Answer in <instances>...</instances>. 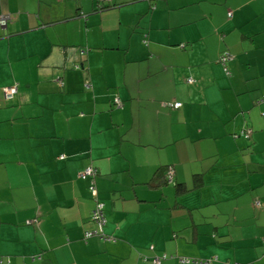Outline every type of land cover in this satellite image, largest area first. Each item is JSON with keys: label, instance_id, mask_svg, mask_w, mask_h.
Segmentation results:
<instances>
[{"label": "crops", "instance_id": "obj_1", "mask_svg": "<svg viewBox=\"0 0 264 264\" xmlns=\"http://www.w3.org/2000/svg\"><path fill=\"white\" fill-rule=\"evenodd\" d=\"M201 1L0 0L2 264H264V0Z\"/></svg>", "mask_w": 264, "mask_h": 264}, {"label": "trees", "instance_id": "obj_2", "mask_svg": "<svg viewBox=\"0 0 264 264\" xmlns=\"http://www.w3.org/2000/svg\"><path fill=\"white\" fill-rule=\"evenodd\" d=\"M151 1V0H150ZM101 9H105V7L104 8H102L101 7ZM226 64V63H225ZM223 65V67H224V70H225V72L227 73V74H229V72H227L228 70H227V68H226V65ZM226 68V69H225ZM264 97V96H263ZM263 97L261 98L262 100H263ZM90 167H92L93 168V170H94V174L92 175V176H87V177H85V178H82V177H80V178H82V179H91V181H89L90 182V184H89V190H90V193H91V195L93 196V198H95V196L92 194V191H91V189H90V186L91 185H93L94 187H95V189H96V186L94 185V180H92V179H94V177L98 174V169L95 167V166H92V165H90ZM170 168H172V170H173V173H172V175H170V173H169V169ZM173 175H174V169H173V167H171V166H164V165H159V166H157V168L154 170V172H153V174H152V177H151V179L146 183V184H148L149 186H151V187H160V186H162V185H165V184H168L170 181H172L173 182ZM79 176V175H78ZM200 177H199V174H196V175H194V182H193V185L194 186H197V185H199L200 184ZM174 188H175V193L176 194H180V193H182V192H184V191H187L189 188L186 186V184L185 183H180V182H178V183H175L174 184ZM95 203L96 202H94V205H93V207H92V209H91V212H90V221L91 222H93L94 224H95V228H93V229H87V230H85L84 231V235H83V239H88V238H90V237H86L85 236V232L86 231H89V230H94V231H96L97 230V233H100V234H104L105 235V233L103 232V226L105 225V222L103 223V225H102V227L99 225V221L98 220H95L94 218H93V216H92V211H93V209L95 208ZM103 203V202H102ZM104 203H103V215H104V217H105V213H104V210H105V208H104ZM105 221H106V219H105ZM33 222V220H30L29 221V223H32ZM94 234V235H92V236H95V235H98V234ZM106 236V235H105ZM164 255V256H163ZM155 257H160V262L163 260V259H165V258H167V255L166 254H162V255H154V256H151V257H149V256H143V260H151L153 263H156L157 264V262H155L154 261V258ZM33 258H35V257H33ZM32 258V259H33ZM180 258H183V257H180ZM185 258H187V257H185ZM159 262V263H160ZM190 263H195V264H212L213 263V258H197V259H195L193 262H190ZM0 264H2V262H1V260H0Z\"/></svg>", "mask_w": 264, "mask_h": 264}, {"label": "built area", "instance_id": "obj_3", "mask_svg": "<svg viewBox=\"0 0 264 264\" xmlns=\"http://www.w3.org/2000/svg\"><path fill=\"white\" fill-rule=\"evenodd\" d=\"M7 17H8V16H5V15L0 16V24H1V25H5ZM230 57H231V56H230L229 52L224 51V52H222V54H221V56H220V58H219V62L222 63V64L224 65V64L226 63L227 59H229ZM225 69H226V68H225ZM227 72H228V71H227ZM192 81H193L192 78L188 79V82H189V83L192 82ZM15 90H16V89H15L14 87H8V88H5V94H6V96H7V97H11V96H13V93L15 92ZM263 99H264V97H263ZM115 103H116L117 105H120V104H121V101H120L118 98H116V99H115ZM180 105H181L180 102H174V103L172 104V106H174V107H178V106H180ZM245 136H248V133H247V132H246ZM169 173H170V175H172V173H173L172 168L169 169ZM93 174H94V170H93V168L90 167V166H88V167H86L84 170H82L78 175H79V177L85 178V177H87L88 175H89V176H92ZM90 189H91V191H92V194L96 197L97 190L95 189V187H94L93 185H91V186H90ZM95 201H96V203H95V208H94L93 211H92V216H93V218H94L95 220H98V221H99V225L102 227L103 223L105 222V217H104V215H103V203L100 202L98 199H97V200L95 199ZM96 233H97V230H96V231H94V230H92V231L89 230V231H86V232H85V236H86V237H90V236H92V235H94V234H96ZM97 234L100 235L102 238H105V239H107V240L110 239L109 237L105 236L104 234H100V233H97ZM163 256H164V255H163ZM154 261L157 262V263H159V262H160V257H155V258H154ZM180 261H181L182 263H190V262H193L194 260H190L189 258H185V257H183V258H180ZM235 264H238V263H235Z\"/></svg>", "mask_w": 264, "mask_h": 264}, {"label": "rangeland", "instance_id": "obj_4", "mask_svg": "<svg viewBox=\"0 0 264 264\" xmlns=\"http://www.w3.org/2000/svg\"><path fill=\"white\" fill-rule=\"evenodd\" d=\"M204 2H206V0L205 1H201V4H203ZM199 5L198 4H193V5H187L186 6V10H190L191 12L193 11V10H196V9H198L199 7H198ZM229 11V10H228ZM228 11H227V13H228ZM191 24H195V23H191ZM194 179V178H193ZM172 183V184H171ZM193 184L191 183V184H189V185H186L189 189L187 190V191H184V192H182L183 194H187V193H190L192 190H193V186H192ZM167 186H170L171 188H172V194L168 197V200H171L172 198H173V196H174V193H175V191H174V184H173V182L172 181H170L168 184H167ZM181 193V194H182ZM99 199V198H98ZM99 201L100 202H103L102 200H100L99 199ZM104 203V202H103ZM103 239H105V238H103ZM105 240H107V239H105ZM188 246L189 245H186L185 244V252L187 251V249L186 248H188ZM184 252V253H185ZM162 255V254H161ZM186 256V255H185ZM187 258H189L190 260H195V259H197V258H193L192 256H186ZM180 260V259H179Z\"/></svg>", "mask_w": 264, "mask_h": 264}]
</instances>
